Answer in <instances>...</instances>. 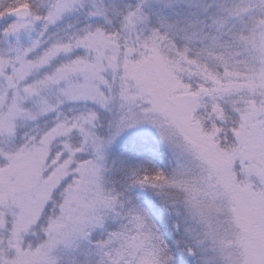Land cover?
<instances>
[{
  "label": "snow or ice",
  "instance_id": "snow-or-ice-1",
  "mask_svg": "<svg viewBox=\"0 0 264 264\" xmlns=\"http://www.w3.org/2000/svg\"><path fill=\"white\" fill-rule=\"evenodd\" d=\"M0 264H264V0H0Z\"/></svg>",
  "mask_w": 264,
  "mask_h": 264
}]
</instances>
